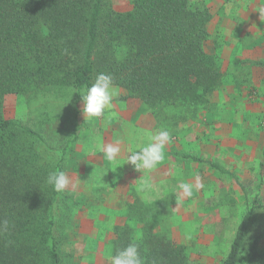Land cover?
<instances>
[{"label":"trees","instance_id":"1","mask_svg":"<svg viewBox=\"0 0 264 264\" xmlns=\"http://www.w3.org/2000/svg\"><path fill=\"white\" fill-rule=\"evenodd\" d=\"M202 1L131 0L118 11L105 0H0V221L8 222L0 225V264H61L57 192L47 176L62 171L82 126L80 95L98 74L113 77L122 100L151 110L195 106L220 88L216 59L203 50L210 13ZM8 95L24 97V121L4 116ZM183 160L239 184L217 163ZM252 215L245 212L219 264L254 261V253L242 256ZM130 243L138 245L142 264H188L175 241L124 226L114 233L108 264Z\"/></svg>","mask_w":264,"mask_h":264},{"label":"rangeland","instance_id":"2","mask_svg":"<svg viewBox=\"0 0 264 264\" xmlns=\"http://www.w3.org/2000/svg\"><path fill=\"white\" fill-rule=\"evenodd\" d=\"M105 2L123 11L131 0ZM202 3L210 13L203 50L216 59L222 85L201 104L157 110L122 100L124 92L114 86L117 95L101 117L82 115L62 167L72 186L57 192L54 204L61 264H108L114 233L123 226L139 236L150 232L175 241L188 264H219L249 209L253 215L242 256L254 253L248 264H264V69L234 66L237 58L264 61V21L256 12L264 0ZM115 54L121 57L123 50L116 48ZM3 114L24 121V97L8 95ZM162 130L170 133L164 159L137 172L128 157ZM106 144L119 148L114 159L102 150ZM184 155L223 166L239 184L205 164L183 160ZM181 184L192 185V194L185 196Z\"/></svg>","mask_w":264,"mask_h":264},{"label":"clouds","instance_id":"3","mask_svg":"<svg viewBox=\"0 0 264 264\" xmlns=\"http://www.w3.org/2000/svg\"><path fill=\"white\" fill-rule=\"evenodd\" d=\"M256 12L259 14L261 22L264 21V6H261ZM115 95H117V90L114 88L113 77L110 74H98L94 83L87 88L86 93L80 95L83 104L81 111L85 119L101 117L105 110L111 107V101ZM169 142L170 133L167 130L160 131L151 137V142L147 146L131 154L128 157V163L134 166L137 172H140L141 169H154L164 159V149ZM102 150L110 160L114 159L120 151L118 147L111 144H106ZM47 184L58 193L64 192L72 186L71 176L63 171L50 172L47 176ZM192 187L189 184L180 185L185 196L192 194ZM195 187L199 188L200 184L197 183ZM0 225L6 229L8 222L0 221ZM112 264H142L138 245L130 243L126 248L118 251L112 257Z\"/></svg>","mask_w":264,"mask_h":264},{"label":"crops","instance_id":"4","mask_svg":"<svg viewBox=\"0 0 264 264\" xmlns=\"http://www.w3.org/2000/svg\"><path fill=\"white\" fill-rule=\"evenodd\" d=\"M234 66H245L246 68H262L264 69V61L262 60H251V59H248V60H245V61H242L240 59H235L234 60ZM263 151H264V145H263Z\"/></svg>","mask_w":264,"mask_h":264}]
</instances>
